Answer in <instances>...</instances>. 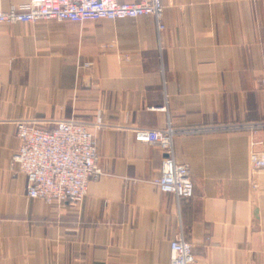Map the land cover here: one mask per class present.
I'll return each instance as SVG.
<instances>
[{"label": "crops", "instance_id": "1", "mask_svg": "<svg viewBox=\"0 0 264 264\" xmlns=\"http://www.w3.org/2000/svg\"><path fill=\"white\" fill-rule=\"evenodd\" d=\"M160 1L162 32L152 16L0 24V264H170L180 235L194 264H264V151L246 128L264 122V0ZM98 117L104 175L85 199L28 197L16 122ZM169 126L190 199L159 190L166 154L135 139Z\"/></svg>", "mask_w": 264, "mask_h": 264}, {"label": "built area", "instance_id": "2", "mask_svg": "<svg viewBox=\"0 0 264 264\" xmlns=\"http://www.w3.org/2000/svg\"><path fill=\"white\" fill-rule=\"evenodd\" d=\"M152 16L159 32L164 30L163 6L160 0H139L120 3L119 0H28L25 5L3 10L0 24H35L41 21H99ZM105 127L100 117L87 124L75 120L39 123L24 118L16 122L19 148L13 155L28 182L27 195L49 205L82 202L88 194L89 183L104 175L99 166L97 133ZM252 148L264 151V122L247 125ZM199 130V129H198ZM196 129L187 133H196ZM262 136L257 138L256 135ZM175 131L137 129V142L156 144L166 154L162 161L159 190L178 200L194 196V184L187 166L174 158ZM170 264H194L193 246L182 235L170 244Z\"/></svg>", "mask_w": 264, "mask_h": 264}, {"label": "rangeland", "instance_id": "3", "mask_svg": "<svg viewBox=\"0 0 264 264\" xmlns=\"http://www.w3.org/2000/svg\"><path fill=\"white\" fill-rule=\"evenodd\" d=\"M25 25L30 26L31 24H25Z\"/></svg>", "mask_w": 264, "mask_h": 264}]
</instances>
